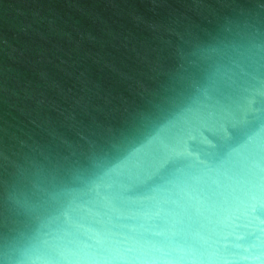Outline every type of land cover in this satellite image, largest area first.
Masks as SVG:
<instances>
[{
  "label": "water",
  "instance_id": "obj_1",
  "mask_svg": "<svg viewBox=\"0 0 264 264\" xmlns=\"http://www.w3.org/2000/svg\"><path fill=\"white\" fill-rule=\"evenodd\" d=\"M247 99L264 0H0V264L134 153L146 177L196 129L236 137Z\"/></svg>",
  "mask_w": 264,
  "mask_h": 264
},
{
  "label": "clouds",
  "instance_id": "obj_2",
  "mask_svg": "<svg viewBox=\"0 0 264 264\" xmlns=\"http://www.w3.org/2000/svg\"><path fill=\"white\" fill-rule=\"evenodd\" d=\"M255 103L229 117L238 135L217 133L211 152L196 129L146 177L134 153L41 221L15 264H264V115Z\"/></svg>",
  "mask_w": 264,
  "mask_h": 264
}]
</instances>
